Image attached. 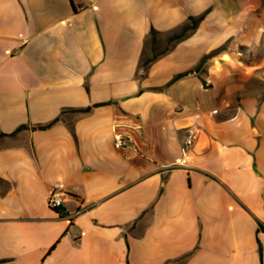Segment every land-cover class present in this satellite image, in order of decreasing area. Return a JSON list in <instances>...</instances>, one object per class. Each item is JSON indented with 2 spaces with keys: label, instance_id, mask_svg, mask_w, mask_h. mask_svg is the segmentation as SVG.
Returning <instances> with one entry per match:
<instances>
[{
  "label": "crops",
  "instance_id": "obj_1",
  "mask_svg": "<svg viewBox=\"0 0 264 264\" xmlns=\"http://www.w3.org/2000/svg\"><path fill=\"white\" fill-rule=\"evenodd\" d=\"M0 134V264H264V0H0Z\"/></svg>",
  "mask_w": 264,
  "mask_h": 264
},
{
  "label": "trees",
  "instance_id": "obj_2",
  "mask_svg": "<svg viewBox=\"0 0 264 264\" xmlns=\"http://www.w3.org/2000/svg\"><path fill=\"white\" fill-rule=\"evenodd\" d=\"M202 20V18H198V19H195V18H191L190 19V22L191 24L190 25H185L182 29V33L178 36V37H175L173 41H178L180 40L181 38L185 37V35L190 32V31H193L196 29L197 25L199 24V22ZM151 36L153 38H155L157 36V32L155 30H152L151 31ZM218 53H220V51H215L213 53H211L210 55H207L205 56L201 63L199 64V66L195 69L196 72L200 71V69L204 66V64L209 60L211 59L212 57H214L215 55H217ZM157 57L149 60V61H142L141 62V67H146L148 66L152 61L156 60ZM190 73L192 72H186V73H183V74H180V75H177L173 78L172 82L171 83H174L176 81H178L179 79L181 78H184L186 77L187 75H189ZM92 110V108H87L85 110H78L77 112H80V113H90ZM60 118H57L56 120H54L53 122L49 123V124H46V125H39V126H35L34 127V130H47L49 128H51L53 125H55L57 122H59ZM27 127L23 126L21 127L18 131H21L23 129H26ZM14 135V134H13ZM7 135L5 134H0V139L5 137ZM260 253H261V248H260Z\"/></svg>",
  "mask_w": 264,
  "mask_h": 264
},
{
  "label": "built area",
  "instance_id": "obj_3",
  "mask_svg": "<svg viewBox=\"0 0 264 264\" xmlns=\"http://www.w3.org/2000/svg\"><path fill=\"white\" fill-rule=\"evenodd\" d=\"M194 139H195L194 134H190L189 138L186 141L187 147H190L193 144ZM115 146L117 149L122 150L127 146V141L121 137H116ZM185 159L186 158H183V160L179 162V165L183 166L185 164ZM65 202H66V195L59 191H54L53 193H51L49 197V207L57 212L63 211Z\"/></svg>",
  "mask_w": 264,
  "mask_h": 264
},
{
  "label": "rangeland",
  "instance_id": "obj_4",
  "mask_svg": "<svg viewBox=\"0 0 264 264\" xmlns=\"http://www.w3.org/2000/svg\"><path fill=\"white\" fill-rule=\"evenodd\" d=\"M181 33L182 31H179L174 35H163L161 37H157L156 41L150 40L145 49L143 61L146 62L164 54L169 50L174 38L178 37Z\"/></svg>",
  "mask_w": 264,
  "mask_h": 264
}]
</instances>
